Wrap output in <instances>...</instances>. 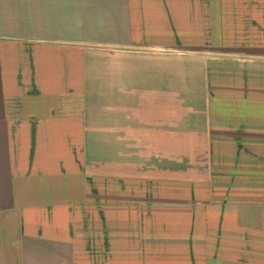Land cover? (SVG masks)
<instances>
[{
	"label": "crops",
	"instance_id": "crops-1",
	"mask_svg": "<svg viewBox=\"0 0 264 264\" xmlns=\"http://www.w3.org/2000/svg\"><path fill=\"white\" fill-rule=\"evenodd\" d=\"M0 264H264V0H0Z\"/></svg>",
	"mask_w": 264,
	"mask_h": 264
}]
</instances>
